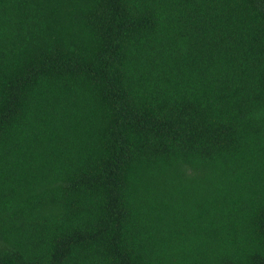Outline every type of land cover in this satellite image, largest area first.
I'll return each instance as SVG.
<instances>
[{
    "label": "trees",
    "instance_id": "trees-1",
    "mask_svg": "<svg viewBox=\"0 0 264 264\" xmlns=\"http://www.w3.org/2000/svg\"><path fill=\"white\" fill-rule=\"evenodd\" d=\"M0 264H264V0H0Z\"/></svg>",
    "mask_w": 264,
    "mask_h": 264
}]
</instances>
